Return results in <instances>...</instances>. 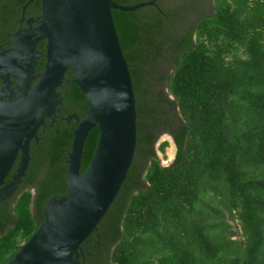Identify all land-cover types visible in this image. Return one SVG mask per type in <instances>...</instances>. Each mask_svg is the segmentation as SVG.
Listing matches in <instances>:
<instances>
[{
    "label": "trees",
    "instance_id": "16d2710c",
    "mask_svg": "<svg viewBox=\"0 0 264 264\" xmlns=\"http://www.w3.org/2000/svg\"><path fill=\"white\" fill-rule=\"evenodd\" d=\"M27 2L0 0V40ZM41 4L26 16L41 15ZM113 18L134 84L137 147L83 247L87 264H264V0H157ZM59 91L62 117L41 127L18 191L0 203V264L40 228L49 200L67 194L77 126L68 118L89 107L71 70ZM99 135H88L81 173ZM163 135L177 146L170 166L158 159Z\"/></svg>",
    "mask_w": 264,
    "mask_h": 264
},
{
    "label": "water",
    "instance_id": "95a60500",
    "mask_svg": "<svg viewBox=\"0 0 264 264\" xmlns=\"http://www.w3.org/2000/svg\"><path fill=\"white\" fill-rule=\"evenodd\" d=\"M34 1L22 7L23 19ZM156 1L125 6L114 0H41L39 25L13 34L10 50L0 46V203L18 191L30 164L31 141L38 140L47 118L54 122L62 103L58 88L68 71L89 107L83 118L70 116L77 126L67 154V194L49 200L40 228L6 264H86L81 245L117 198L137 147L134 84L113 11L132 12ZM44 40L47 62L37 75L31 59L39 56L37 47ZM25 58L24 66L19 60ZM12 78L17 83L10 89ZM95 127L100 131L98 145L81 173L86 141ZM19 152V167L13 170Z\"/></svg>",
    "mask_w": 264,
    "mask_h": 264
},
{
    "label": "flooded vegetation",
    "instance_id": "af4514ba",
    "mask_svg": "<svg viewBox=\"0 0 264 264\" xmlns=\"http://www.w3.org/2000/svg\"><path fill=\"white\" fill-rule=\"evenodd\" d=\"M25 16V19H23V13H22V16H21V18L19 19V24H18V27H17V29L14 31V32H10V33H8L7 34V37L6 38H1L2 40H0V46L2 47V49L3 50H5V51H8V50H10L12 47H13V43H14V39H13V34H15L19 29H21V28H23V29H27V28H30L31 26L32 27H37L38 25H39V17L41 16V15H31V16H26V14L24 15ZM32 20H35V22L34 21H32ZM46 44H47V41L46 40H44V41H41L39 44H38V47H37V50H38V52L37 53H39V56L37 57H35V58H32L31 59V61H33V66L35 67V72H36V74L38 75V74H41L42 72H43V70H44V68H45V65H46V62H47V47H46ZM37 53L35 54V55H37ZM23 56L25 57V56H27V54L26 53H24L23 54ZM26 58L21 62L20 60H19V62L21 63V65H26ZM11 81H12V84H10L9 85V88L10 89H13V88H15L16 87V79H14V78H12L11 79ZM37 81H38V79L37 80H35V81H33V83H32V86L34 87L36 84H37ZM63 84H64V82H63ZM3 86V83L1 82V80H0V88ZM61 87H63V85L61 86ZM61 87H59V88H61ZM59 88H58V92L60 93V101L62 102L59 106H58V111H57V116L56 117H54V121L57 119V118H59V117H62V116H60L61 115V113H62V104H63V97L61 96V92L59 91ZM7 91V90H6ZM15 99V98H14ZM71 115H76V114H70V116ZM70 116H69V118L68 119H70ZM66 118V117H65ZM47 120H50V118H47L46 119V122H47ZM71 120H74V119H70V121ZM53 121V120H52ZM46 126V125H45ZM41 129V128H40ZM39 129V130H40ZM39 132V131H38ZM37 137H38V133H37ZM33 141H36V143L37 142H39V137H38V140H36V139H33L32 141H31V146H32V144H33ZM21 155H22V152H19V154H18V158H17V161H16V163H15V165H14V167H13V170L14 169H17L18 167H19V163H20V157H21ZM12 177V176H11ZM10 177V178H11ZM10 178H8L7 179V182L10 180ZM98 237H100L99 235H98ZM88 239V238H87ZM98 244H100V242H97ZM86 245V241L81 245V249H80V252H83V255H84V257H85V263L87 264V262H86V259H87V256L88 255H90V252L89 251H87V250H85L83 247ZM83 255L80 257V261L81 262H83Z\"/></svg>",
    "mask_w": 264,
    "mask_h": 264
},
{
    "label": "rangeland",
    "instance_id": "374dc122",
    "mask_svg": "<svg viewBox=\"0 0 264 264\" xmlns=\"http://www.w3.org/2000/svg\"><path fill=\"white\" fill-rule=\"evenodd\" d=\"M166 141L169 143V146L165 149V152L163 153L160 150H158V148H159L160 144H162L163 142H166ZM175 145H176V143L170 135H163L160 138V140L158 141V143H157V154H158V159L160 160V162L163 166H170L174 162V160L176 159L177 147L175 148L174 159L171 160L169 157L170 150H172V148H174ZM231 224L235 226L237 223L232 222ZM236 239H238V238H236Z\"/></svg>",
    "mask_w": 264,
    "mask_h": 264
},
{
    "label": "bare ground",
    "instance_id": "6f19581e",
    "mask_svg": "<svg viewBox=\"0 0 264 264\" xmlns=\"http://www.w3.org/2000/svg\"><path fill=\"white\" fill-rule=\"evenodd\" d=\"M174 156H175V147L172 148V150H170V153H169V157L171 160L174 159Z\"/></svg>",
    "mask_w": 264,
    "mask_h": 264
},
{
    "label": "clouds",
    "instance_id": "9594fccd",
    "mask_svg": "<svg viewBox=\"0 0 264 264\" xmlns=\"http://www.w3.org/2000/svg\"><path fill=\"white\" fill-rule=\"evenodd\" d=\"M177 147V146H176Z\"/></svg>",
    "mask_w": 264,
    "mask_h": 264
}]
</instances>
